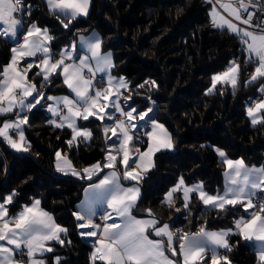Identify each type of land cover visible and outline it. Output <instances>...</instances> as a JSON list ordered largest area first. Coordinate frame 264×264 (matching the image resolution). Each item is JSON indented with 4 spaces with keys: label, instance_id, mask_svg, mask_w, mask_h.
Wrapping results in <instances>:
<instances>
[{
    "label": "trees",
    "instance_id": "trees-1",
    "mask_svg": "<svg viewBox=\"0 0 264 264\" xmlns=\"http://www.w3.org/2000/svg\"><path fill=\"white\" fill-rule=\"evenodd\" d=\"M23 7V31L31 23L46 27L53 37L50 47L55 55L79 35L96 30L101 50L111 51V74L127 81L128 90L123 95L131 96L129 106L141 112L154 103L152 118L166 127L173 147L157 152L153 167L140 180L136 215L149 216L150 209L154 218L170 225L178 237L201 226L230 228L234 218L245 214L239 205L226 206L227 211L205 208L195 194L189 209L184 208L179 191L174 194L173 207L163 198L180 178L186 184L201 182L210 194L221 190L224 165L212 147L224 150L229 158L264 167V111L262 122L255 126L246 116L248 101L262 94L258 89L264 78L246 84L256 64L246 63L243 45L235 34L213 27L209 15L212 5L207 0H90L87 15L72 20L68 28L50 13L44 0H23ZM16 42L0 37V71ZM231 61L240 65L235 89L220 83L208 92L212 76ZM37 72L33 67L29 79L39 92L45 96L66 92L60 76H53L50 84L41 87L42 77L36 76ZM46 102L24 113L29 117L23 126L27 152L16 153L0 139V202L15 192L12 204L5 205L14 215L38 199L67 230L61 235L63 245L50 243L54 250L46 255V261L59 257L60 264H90V245L79 235L74 214L82 189L97 177L85 180L58 174L54 155L60 151L81 170L103 160L107 141L101 121L89 119L80 124L93 133L91 140L78 138V143L69 146L71 130L48 123ZM4 118L0 117V123ZM139 146L143 148L144 143ZM228 240L230 264H260L252 243L238 234ZM179 243L177 239V251ZM172 258L179 260L178 256Z\"/></svg>",
    "mask_w": 264,
    "mask_h": 264
},
{
    "label": "snow or ice",
    "instance_id": "snow-or-ice-1",
    "mask_svg": "<svg viewBox=\"0 0 264 264\" xmlns=\"http://www.w3.org/2000/svg\"><path fill=\"white\" fill-rule=\"evenodd\" d=\"M89 2L90 0H46L50 13L61 18L65 28L78 16L87 15ZM207 2L213 5L210 11L213 27L226 28L228 32L235 34L247 54L246 63L256 64L246 84L250 85L264 78V0H247V3L245 0ZM217 4L232 19L222 16L215 6ZM250 7L256 8V12L250 11ZM244 13H247L246 17ZM23 14V0H0V37L17 41L16 46L11 48L10 62L0 71V116L13 113L15 109L20 110L15 113L18 119L3 123L0 136L17 151H27L26 147H22L25 142L22 126L29 123V117L21 114L32 111L38 105L43 107L44 100L52 102L47 105V111L52 117L48 123L57 128L71 129L72 138L67 141L69 146L74 142L78 143L79 137L84 141L93 137L87 127L78 124L79 120L88 121L90 117H94L102 123L112 121L103 127L106 140H112L105 155L106 162L102 165L98 162L91 168L83 169V176L74 169L66 156H62L59 151L56 153L57 170L70 169L72 175L81 179L91 180L94 174L98 175L103 169H111L108 175L85 190L90 195L85 202L84 212L74 214L78 221H83L77 227L89 229L81 234L97 237L92 254L94 264L96 260L102 264H209L205 258L209 251L211 264H230L229 258L219 254L217 249L223 248L228 252L232 250L227 240L232 229L209 232L201 226L196 234L184 233L176 237L171 231V226L161 225L150 209L147 211L151 218L147 220L138 219L132 214V210L137 206L140 190L135 186L123 187L116 169L122 166L123 179L139 184L143 178L141 173L146 172L149 166L145 161L150 164L155 152L161 148L173 147L170 135L163 125L153 119L152 130L145 133L148 148L141 151L138 146L141 136L138 133L142 125L134 121H145L152 109L137 113L135 108L129 106L126 110L121 105V89L128 90V84L122 77L117 80L110 75L108 70L113 66L111 55L101 52V41L82 39L84 55H79L76 45H72L70 49L61 50L57 58L50 47L53 37L49 35L48 29H41L32 23L27 26L26 32L23 31ZM254 17L258 22L253 23ZM64 18H67V23ZM235 21L247 27H239ZM28 58L33 59L22 63ZM33 67L40 69L35 75L42 77L41 87L50 84L53 76H61L63 84L72 96H45L43 92H39L38 86L29 79V72ZM239 73L240 65L235 61L231 62L225 72L212 77V87L208 92L213 91L217 82H229L235 89ZM97 74H103L99 84L96 82ZM258 90L264 93V84ZM127 99H131V96ZM261 110H264V100L256 102L255 107L248 108L253 125L261 122L262 118L258 116ZM9 130L16 131L19 139H11ZM109 132L111 136H108ZM133 149L138 154L136 157L130 154ZM217 153L226 168L223 194H209L202 184L186 186L181 178L166 195L165 203L173 207L174 194L182 191L185 209H189L191 194L195 193L205 208L227 211L226 206L235 208L239 205L246 212L252 210L249 213L250 218L241 217L235 221V234L245 241H257L264 245V204L254 203L257 190L264 192V167L249 168L243 160L229 159L222 150L217 149ZM60 161H63V167ZM138 169L141 171L138 172ZM15 195L13 192L0 202V264H46L45 259L41 257L54 250L48 242L56 241L63 245L60 233H66L67 230L57 225L52 217L40 208L39 200L30 206H24L15 216L10 215V210L5 205L12 204ZM105 203L112 211L101 217L103 225L96 224L93 222L97 215L95 207ZM116 219H119L120 223H108L109 220ZM152 236L158 239H153ZM177 239L180 241L178 251L175 246ZM168 253H171V257L178 256L181 259L173 260ZM24 255L27 256L26 261L17 259V256ZM259 260L260 264H264V248L259 253ZM56 264H60L59 257L56 258Z\"/></svg>",
    "mask_w": 264,
    "mask_h": 264
},
{
    "label": "crops",
    "instance_id": "crops-1",
    "mask_svg": "<svg viewBox=\"0 0 264 264\" xmlns=\"http://www.w3.org/2000/svg\"><path fill=\"white\" fill-rule=\"evenodd\" d=\"M45 1V3H46V0H44ZM46 6H47V8H48V5H47V3H46ZM89 8V7H88ZM212 9V8H211ZM48 10H49V8H48ZM220 14L222 15V16H224V17H226V18H228V19H232L231 17H229L228 16V14H227V12H225L224 11V9L223 8H221V12H220ZM209 15H210V12H209ZM80 16H83V15H80ZM80 16H78V17H80ZM211 18V17H210ZM235 23L239 26V27H243V26H241L240 24H239V21H235ZM32 24V23H31ZM30 25V24H29ZM38 26V25H37ZM38 27H40L41 29H45L46 27H43V26H38ZM47 29V28H46ZM226 29V28H225ZM0 30H2V27H0ZM26 30H27V28L25 29V32H26ZM2 39H7V40H10V41H14L15 42V40H12V39H9V38H7V37H1ZM94 40V39H99L100 40V36H99V34H98V32L96 31V30H91V31H89L88 33H85V34H81V35H79L77 38H76V40L74 41V42H71V43H68L66 46H64L61 50H65V49H70L71 48V46L72 45H76V51H77V53L79 54V55H84L85 54V50H83L82 49V47H81V40ZM16 44H17V42L13 45V47L14 46H16ZM60 50V51H61ZM101 52H104L103 50H101ZM60 53V52H59ZM58 53V54H59ZM58 54L56 55V57L58 58ZM104 54V53H103ZM105 54H108V53H105ZM246 54V53H245ZM11 57H12V53H11V56H10V59H9V61L5 64V65H7L9 62H10V60H11ZM246 57H247V54H246ZM248 58V57H247ZM30 59H33V58H28V59H26V61H22V63H26V62H28V60H30ZM111 60H112V55H111ZM37 63L39 62L38 60L36 61ZM70 62V61H69ZM231 62H233V61H231ZM231 62L227 65V67L226 68H224L223 70H221V71H219V72H217L216 74H214L213 76H215V75H220L221 73H223V72H225L229 67H230V65H231ZM4 65V66H5ZM3 68V67H2ZM38 69V71H40V69L39 68H37ZM111 69V68H110ZM110 69L108 70L109 71V73H110V75L112 76V77H114V78H116L117 80L119 79V78H121L122 76H116V75H112L111 74V71H110ZM255 70V69H254ZM101 75H103V74H97V76H101ZM212 76V77H213ZM61 77V76H60ZM125 81H126V79L124 78V77H122ZM61 79H62V82H63V77H61ZM106 80H107V76L105 75L104 76V81L106 82ZM127 82V81H126ZM229 84V85H231V83H229V82H217V84ZM216 84V85H217ZM65 86V85H64ZM211 87H212V85H211ZM210 87V88H211ZM65 89H66V92H57V93H49V94H46V96H56V97H59V96H64V95H68V96H72V93L69 91V89L65 86ZM123 89H121V92H122V95H121V97H120V100H119V102L121 103V105L122 106H124L125 107V109L127 110L128 109V107H129V101H130V99H127L129 96L128 95H123ZM125 100H127V104H125ZM261 100H264V93H262V94H260L259 95V97L258 98H254V99H251V100H249L248 101V103H247V105H246V116H247V118H248V120H249V122H250V124L251 125H253L252 124V122H251V118L249 117V115H248V108L249 107H255V104H256V102H258V101H261ZM50 103H52L51 101H47L46 102V105H45V108H46V110H47V105L48 104H50ZM134 108V107H133ZM136 109V108H135ZM20 110L19 109H15L14 111H13V113H9V114H6V115H3V116H0V117H5L4 118V120L0 123V127H2L3 126V123L4 122H11V121H15L16 119H18V117L16 116V112H19ZM264 110H261L259 113H258V116H260L261 118H262V112H263ZM141 112H148V110H143V111H141ZM49 113V112H48ZM137 113H139V112H137ZM50 114V113H49ZM152 114H153V108H152V111L151 112H148V116L145 118V121H139L138 119L136 120V121H134L135 123H137L138 125H142V126H147L148 127V130H147V132H150L151 130H152V127H151V121L153 120V118H152ZM21 115H24V113H22ZM134 115H135V113H134ZM117 118H119V114H117ZM50 119H52V117H51V114H50ZM89 119H95L94 117H90ZM155 120V119H154ZM81 121H84V120H79L78 121V124L81 126V124H80V122ZM100 121V120H99ZM158 124H161V125H163L162 123H160V122H158L157 120H155ZM261 122H262V119H261ZM261 122H258L256 125H258V124H260ZM112 123V121H105V122H101V128H102V132H103V127H104V124H111ZM24 126V125H23ZM23 126H22V130H23ZM164 126V125H163ZM253 126H255V125H253ZM68 128V127H67ZM164 128L166 129V127L164 126ZM70 129V128H69ZM71 130V129H70ZM90 130V129H89ZM167 130V129H166ZM13 130H9V135H10V137H11V139H13V140H18L19 139V137H18V135L16 136V138H14V137H12L11 136V132H12ZM157 131H159V130H157ZM167 132H168V130H167ZM104 134V133H103ZM168 134L170 135V133L168 132ZM108 136H111V132H109L108 133ZM25 137V136H24ZM104 137H105V135H104ZM170 137H171V135H170ZM71 138H72V131H71ZM79 138H82V137H79ZM0 139L2 140V141H4L5 143H6V145L12 150V151H14V152H16V153H25V152H27V151H17L16 149H14L13 147H11L10 146V144L6 141V140H4V138L2 137V136H0ZM83 139V138H82ZM106 139V138H105ZM107 141V151H108V145H110V144H112V140H110V139H108V140H106ZM171 142H172V138H171ZM139 146V145H138ZM22 147H26L27 148V150H28V142H27V140H26V138H25V142L22 144ZM140 147V146H139ZM148 148V139H147V136H146V140H145V142H144V147L143 148H140L141 149V151H145L146 149ZM213 148V150H214V152H215V154H216V156H217V158H218V160L219 161H221V157L218 155V153H217V149H219V150H222V149H220V148H218V147H212ZM163 150H169L168 148H161L159 151H163ZM107 151H106V153H107ZM159 151H157V152H159ZM224 153H225V151L224 150H222ZM58 152V151H57ZM56 152V153H57ZM60 152V151H59ZM157 152H155L154 153V155L157 153ZM56 153H55V155H54V168H55V170H56V172L58 173V174H65V175H71V176H73V177H76V178H80L79 176H76V175H72L71 174V170L70 169H67V168H65V171H58L57 170V163H58V161H57V157H56ZM61 153V152H60ZM106 153H105V155H106ZM133 157H136L138 154L135 152V150L133 149L132 151H131V153H130ZM226 154V153H225ZM61 155L62 156H65L64 154H62L61 153ZM105 155H104V158H103V160L101 161V162H99L101 165L103 164V163H105L106 162V160H105ZM154 155L152 156V158H151V162H150V164H149V162L146 160L145 161V164L146 165H149L148 166V169H147V171H149L152 167H153V164H154ZM227 156V155H226ZM228 157V156H227ZM229 158V157H228ZM68 159V158H67ZM229 159H231V160H233V161H235V160H242L241 158H229ZM69 160V159H68ZM60 163H61V166L63 167L64 165H63V161H60ZM98 162H96V163H94V164H91L90 166H88V167H85V168H91L93 165H96ZM245 163V162H244ZM224 165V164H223ZM245 165L247 166V167H249V168H261L262 166L261 165H248V164H246L245 163ZM74 167V166H73ZM85 168H82L81 170H78V169H76L75 167H74V169L77 171V172H79L80 174H81V176H83L84 175V173H83V169H85ZM118 172H119V174H120V183H121V185L123 186V187H133V186H135V187H138L139 188V190H140V194H141V189H140V184H136V182L135 181H131V180H124L123 179V172H124V168L122 167V166H118L117 167V169H116ZM110 171H111V169H107V168H105V169H103L98 175H96V174H94L93 176H92V178H94V177H97L93 182H90V183H88V184H86L85 186H84V188L82 189V192H81V195H80V198H79V200H78V202H77V204H76V207H75V213H77V212H81V213H83L84 212V209H85V202L88 200V198H89V193H86V189L87 188H89V186L91 185V184H93V183H98L99 182V180L100 179H103V177L104 176H106V175H108L109 173H110ZM138 172H140L141 170H137ZM146 171V172H147ZM225 171H226V168H225V165H224V170H223V172H222V188H221V190L220 191H218V192H216V193H214V194H217V193H219V194H223V191H224V188H225V184H226V177H225ZM146 172H142L141 173V175H142V177L144 176V174L146 173ZM67 173V174H66ZM181 179V178H180ZM180 179H178L177 180V182L173 185V186H171L169 189H168V191L164 194V201H165V197H166V195L169 193V191L171 190V189H173L177 184H178V182H179V180ZM85 180H88V179H85ZM140 183V182H139ZM196 184H202L201 182H194V183H191V184H186L185 183V185L186 186H193V185H196ZM205 190V189H204ZM206 191V190H205ZM181 194V197H182V200H183V192L182 191H179ZM207 192V191H206ZM257 192H259V190H257ZM256 192V193H257ZM208 193V192H207ZM193 194H195V193H193ZM193 194H191V196L193 195ZM210 194V193H209ZM195 195H197V194H195ZM198 196V195H197ZM7 197V196H6ZM139 197H140V195H139ZM36 200H38V199H34V200H32L29 204H27V205H25V206H30V205H32L33 203H34V201H36ZM2 202V201H1ZM184 202V201H183ZM202 202V201H201ZM264 204V203H263ZM202 205L205 207V205L202 203ZM24 207V206H23ZM22 207V208H23ZM22 208L18 211V212H20L21 210H22ZM40 208L41 209H43L44 211H46L51 217H52V219H53V221L55 222V220H54V218H53V216H52V214L49 212V211H47V210H45L44 208H42L41 207V205H40ZM95 211H96V213H97V215L93 218V222L94 223H96V224H100V225H103V223H104V221L101 219V217L107 212V213H110L112 210L111 209H109L108 208V206H107V204L105 203V204H102V205H97L96 207H95ZM252 210H250V212H251ZM18 212H16L14 215H12V216H15ZM250 212H247L246 214H244V215H242V216H238V217H236L235 218V220H234V222L232 223V226H234V224H235V221L236 220H238V219H240L241 217H243V218H246V219H248V218H250V215H249V213ZM132 214L136 217V218H138V219H145V220H147V219H150L151 217H149V216H138V215H136L135 214V212H134V209L132 210ZM114 215V214H113ZM76 217V216H75ZM100 219V221H98L97 219ZM77 220V219H76ZM113 222H116V223H120V220L119 219H116V220H109L108 221V223H113ZM56 223V222H55ZM80 223H83V221H78L77 220V225L78 224H80ZM57 224V223H56ZM58 225V224H57ZM162 225V224H161ZM60 226V225H59ZM159 226V225H158ZM60 227H62V226H60ZM62 228H64V227H62ZM65 229V228H64ZM89 229H82V228H78V232H79V235L90 245V264H93L94 262H93V260H92V254H93V252L95 251V247H96V244H95V241H96V239H97V237H89V236H85V235H82L81 233H83V232H86V231H88ZM206 230L207 231H209V232H219V231H222V230H227V229H216V228H206ZM150 231V230H149ZM171 231L175 234V232L171 229ZM199 232V230L198 231H195V232H192V234H196V233H198ZM236 233V232H235ZM234 233V234H235ZM64 233H60V237H61V235H63ZM151 238H153V239H158L157 237H154V236H152ZM228 240V239H227ZM51 242H55V243H58V242H56V241H49L48 242V244H49V246H51ZM228 242H229V240H228ZM247 242H250V243H252L253 245H254V248H255V251H256V259L260 262V260H259V253H260V251L262 250V248H264V245H262L260 242H257V241H247ZM229 244H230V242H229ZM209 247H211V246H209ZM179 250V249H178ZM217 251H219L220 252V254H222V253H227V251L225 250V249H223V248H220V249H217ZM48 253H45L44 254V256L43 257H41V258H43V259H45V261H46V255H47ZM171 253H168V255L169 256H171L170 255ZM206 254H208V261H209V264H211V259H210V257H211V253H210V251L208 252V253H206ZM223 255V254H222ZM56 258L57 257H53L52 259H51V262L50 263H48L47 261H46V264H56ZM179 258V260L181 259L180 257H178ZM171 259H173L172 257H171ZM19 260V259H18ZM27 260V256L25 255L24 256V259L22 260L21 259V261H26ZM173 260H175V259H173ZM96 261H99V260H96Z\"/></svg>",
    "mask_w": 264,
    "mask_h": 264
},
{
    "label": "built area",
    "instance_id": "built-area-1",
    "mask_svg": "<svg viewBox=\"0 0 264 264\" xmlns=\"http://www.w3.org/2000/svg\"><path fill=\"white\" fill-rule=\"evenodd\" d=\"M223 2L227 3L228 0H223ZM245 3H247V0H245ZM211 5H212V4H211ZM215 6H216L217 10H218L219 12H221V7H220V5L217 4V5H215ZM212 7H213V5H212ZM249 10H250V11H253V12H256V8H254V7H250ZM246 15H247V13H244V16H245V17H246ZM257 15H259V13H257ZM256 22H258V21H257V18L254 17V18H253V23H256ZM240 25H241V24H240ZM241 26H243V27H247L246 25H241ZM100 81H101V76H97V78H96V82H97V83H100ZM147 130H148V127H146V126H142V127L140 128V131H139L138 134L141 136V141L138 142V145H139V144H142V143L145 142V140H146V135H145V133L147 132ZM11 135H12L13 137L16 138V132H15V131H12V132H11ZM254 203H255L256 205H260V204H263V203H264V192L259 191V192L256 193V196L254 197ZM97 220L100 221L99 218H98ZM229 229H232V233L227 237V239H230L231 236L236 232V229L234 228V226H231ZM24 256H25V255H24ZM24 256H17V259H19V260L22 259V260H23V259H24Z\"/></svg>",
    "mask_w": 264,
    "mask_h": 264
},
{
    "label": "rangeland",
    "instance_id": "rangeland-1",
    "mask_svg": "<svg viewBox=\"0 0 264 264\" xmlns=\"http://www.w3.org/2000/svg\"><path fill=\"white\" fill-rule=\"evenodd\" d=\"M211 8H212V7H211ZM102 53H104V54H105V53H108V54L111 55V51H110V50H105V51L102 52ZM116 76H117V75H116ZM122 77H124V76H122ZM98 84H99V83H98ZM258 97H259V96L255 97V99L258 98ZM153 107H154V103L151 102L150 105L148 106V108H147L146 110L152 109ZM3 120H4V119H3ZM3 120H2V121H3ZM2 121H1V122H2ZM146 127H147V126H146ZM13 131H14V130H13ZM15 132H16V131H15ZM10 134H11V133H10ZM11 136H12V135H11ZM16 136H17V133H16ZM12 137H13V136H12ZM14 138H15V137H14ZM193 183H194V182H193ZM190 184H191V183H190ZM167 191H168V190H167ZM167 191H166V192H167ZM166 192H165V193H166ZM165 193H164V194H165ZM180 194H181V193H180ZM196 196H197V195H196ZM197 197H198V196H197ZM198 199H199V197H198ZM199 201L201 202L200 199H199ZM201 203H202V202H201ZM248 212H250V210H249ZM243 213H245V214L247 213V212L244 210V208H243ZM238 216H239V215H238ZM234 220H235V218H234ZM234 220H233V222H234ZM216 229H229V227H228V226H225V227H218V228H216ZM218 253L220 254L219 251H218ZM222 254H223V255H226L225 253H222ZM222 254H221V255H222ZM226 256H227V255H226ZM170 257H171V256H170ZM208 257H209L208 254H205V258L208 259Z\"/></svg>",
    "mask_w": 264,
    "mask_h": 264
}]
</instances>
